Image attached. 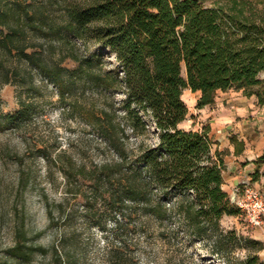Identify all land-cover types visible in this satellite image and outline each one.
Masks as SVG:
<instances>
[{"label": "trees", "instance_id": "1", "mask_svg": "<svg viewBox=\"0 0 264 264\" xmlns=\"http://www.w3.org/2000/svg\"><path fill=\"white\" fill-rule=\"evenodd\" d=\"M46 1L42 8L24 4L0 13V48L19 50L61 87L60 73L68 70L49 67L35 60L36 52L17 46L25 22L56 26L69 38L97 47L96 53L75 59L71 71L93 93L88 122L113 155L88 170L80 165L74 176L89 190V196L79 195L93 225L105 231L97 217L104 212L114 230L125 231L118 236L122 252L115 255L111 249L109 263L122 260L131 230L157 227L160 238L198 243L218 260L239 251L244 259L236 264H264L258 257L262 242L221 226L224 217L239 216L240 210L222 188V154L208 137V126L180 127L187 115L184 90L200 93L198 109L210 105L216 91L229 89H244L264 103L259 78L264 11L237 0H228V10L198 0ZM52 3L55 21L47 8ZM27 107L18 100L7 120L21 119ZM15 251L23 252L19 244ZM52 254V264L64 263L54 247Z\"/></svg>", "mask_w": 264, "mask_h": 264}, {"label": "rangeland", "instance_id": "2", "mask_svg": "<svg viewBox=\"0 0 264 264\" xmlns=\"http://www.w3.org/2000/svg\"><path fill=\"white\" fill-rule=\"evenodd\" d=\"M198 1L208 8L229 7L228 0ZM237 1L247 3L255 12L264 11V0ZM46 2L0 0V13L24 4L42 8L47 6ZM47 8L52 20H57L54 3ZM23 27L17 46L25 53L36 52L35 60L68 72L60 73L63 83L60 87L19 50L0 48V264H52L53 247L61 254L63 264H110L108 252L111 249L117 251L115 255L122 252L118 240L125 231L114 230L104 212L97 217L105 231L93 225L91 213L84 210L79 195L82 191L89 196V190L81 187L74 176L80 165L88 170L92 164L108 161L113 155L94 137L88 122L93 93L71 71L76 66L75 59L88 57L98 49L69 38L56 26L27 20ZM259 78L264 80V72ZM181 96L187 107L181 128L199 131L218 117L220 109L233 103L245 110L236 123L244 121L257 139L264 138V103L259 104L255 94L244 89L216 91L213 102L200 109L196 108L199 93L184 90ZM18 100L28 106L27 113L21 119L8 121L6 116L17 110ZM228 133L225 129L219 134ZM261 156L262 162L254 163L257 173H249L245 179L262 192L264 148L256 160ZM232 191H228L229 196ZM221 226L251 238L253 227L241 212L239 216L224 217ZM160 230L157 227L131 230L122 260L117 259L115 264H236L244 259V253L238 251L229 254L225 261L218 260L201 251L198 243L160 238ZM18 244L23 252L15 251ZM258 257L264 260V253Z\"/></svg>", "mask_w": 264, "mask_h": 264}, {"label": "crops", "instance_id": "3", "mask_svg": "<svg viewBox=\"0 0 264 264\" xmlns=\"http://www.w3.org/2000/svg\"><path fill=\"white\" fill-rule=\"evenodd\" d=\"M234 105L231 103L227 109H220L218 117L212 118L205 125L209 128L208 137L214 143V148L222 154V188L227 195L230 189L233 190L242 181L247 180L245 177H248L249 173H254V163L264 148L263 137L257 139L251 128L243 124L244 121L236 123L238 116H244L245 110ZM225 129L230 133L220 135L221 130L224 132ZM216 132L220 136L215 134ZM261 193L264 197V187ZM249 236L264 244V223L260 228H252ZM261 252L264 253V250Z\"/></svg>", "mask_w": 264, "mask_h": 264}, {"label": "built area", "instance_id": "4", "mask_svg": "<svg viewBox=\"0 0 264 264\" xmlns=\"http://www.w3.org/2000/svg\"><path fill=\"white\" fill-rule=\"evenodd\" d=\"M229 202L236 206L253 228H260L264 223V197L259 189L254 188L249 180L241 182L228 196Z\"/></svg>", "mask_w": 264, "mask_h": 264}]
</instances>
